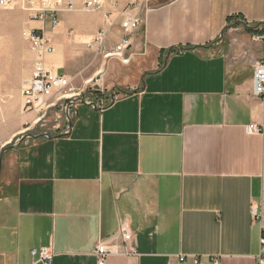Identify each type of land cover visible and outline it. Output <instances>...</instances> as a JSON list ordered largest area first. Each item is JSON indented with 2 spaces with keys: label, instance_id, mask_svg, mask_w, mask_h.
Instances as JSON below:
<instances>
[{
  "label": "crops",
  "instance_id": "obj_1",
  "mask_svg": "<svg viewBox=\"0 0 264 264\" xmlns=\"http://www.w3.org/2000/svg\"><path fill=\"white\" fill-rule=\"evenodd\" d=\"M128 3L79 32L84 44L111 20L105 53L129 41L121 58L96 55L75 88L110 102L77 103L66 133L3 154L0 264H43L31 256L42 247L53 264H98L99 243L123 249L125 226L134 254L105 264H256L264 98L253 77L264 60V0H154L127 33L121 19L137 14ZM62 61L54 53L47 64L67 76ZM37 119L25 114L27 130ZM251 125L261 132L249 134Z\"/></svg>",
  "mask_w": 264,
  "mask_h": 264
},
{
  "label": "rangeland",
  "instance_id": "obj_2",
  "mask_svg": "<svg viewBox=\"0 0 264 264\" xmlns=\"http://www.w3.org/2000/svg\"><path fill=\"white\" fill-rule=\"evenodd\" d=\"M23 1L16 0V4L9 8L0 7V160L9 148L19 141L23 143L32 139L53 138L66 133L69 128L65 110L66 100L56 103V107L49 109L41 118L42 121L38 122L34 128L27 130L24 125L26 112L24 110L23 90L26 82L31 78L36 63V54L24 36V32L41 33L50 40L54 50L51 55L56 53L62 57L61 65L68 72L67 76L62 75L67 77L74 87H77V82L83 83L90 80L86 75L89 64L96 55L104 57L107 44L105 43L101 48H98L97 45L91 48V40L89 39L81 44L80 35L82 33L79 32L90 31L97 26V22L94 20L96 14L107 11L109 19L115 13L118 16V13L121 12L120 6L123 5V0L118 3H113L114 0H103L105 3L103 9L97 12H87L83 6L88 0H64L74 2L77 10L72 13H61L59 15L60 22H65V18H67L66 25L68 26L63 28L60 23L59 27L53 30L49 20L44 24L41 21L31 19L23 7ZM34 1L40 4L44 0ZM149 5L151 6V3ZM127 8L130 12L137 11L130 6ZM127 8L123 13L126 12ZM108 21V26H105L107 28H100L99 31L109 30L113 26L112 21ZM122 21L121 19L120 24ZM33 23H39L41 26L31 27ZM53 36H58L57 43H55ZM57 65L59 64L57 63ZM79 65H82V75L78 71ZM90 93L84 91L80 98L88 102L97 101L101 105H107L110 102V98L107 96L98 100L96 95L92 96ZM35 114L37 115V113Z\"/></svg>",
  "mask_w": 264,
  "mask_h": 264
},
{
  "label": "built area",
  "instance_id": "obj_3",
  "mask_svg": "<svg viewBox=\"0 0 264 264\" xmlns=\"http://www.w3.org/2000/svg\"><path fill=\"white\" fill-rule=\"evenodd\" d=\"M121 0H114L113 3H118ZM154 0H130L128 6L137 10V14L133 17H127L122 21V29L129 33L139 30L144 20L141 16V11L148 10L149 4ZM16 4V0H0V7L9 8ZM145 7L143 8V6ZM105 3L103 0H88L84 3V10L87 12H97L103 9ZM23 7L28 12L31 19L46 23L50 21V26L53 30L59 27L60 19L59 15L64 12H75L77 6L72 1L64 0H44L42 3L37 4L34 0H24ZM143 8V9H142ZM111 26V25H110ZM24 36L30 42L33 52L36 54V63L32 72L31 78L26 82V86L23 90L24 98V110L26 113H37L39 121V113L43 108H54L56 103L64 100H74L82 97V95H75V88L71 81L55 71H53L47 65V57L53 53V47L50 40L44 34H37L32 32H24ZM109 36V30L103 29L99 31L91 40L90 47L95 45L98 48L104 46ZM258 40L264 42V34L257 37ZM130 46H127V38H124L120 44H118L112 52V58H121L123 53L128 50ZM102 52H104L102 50ZM105 55V52H104ZM124 62H127L125 60ZM254 95L259 98H264V60H260L255 64L254 68ZM88 102V101H87ZM91 101H89L90 103ZM97 107H104L96 101ZM72 109V108H71ZM67 111V106H65ZM71 116V111H70ZM249 134L260 133L261 130L256 125H251L247 128ZM252 215L257 218L258 214L254 210ZM123 249L117 250L110 248L104 243H99L95 256L98 264H105L108 256L113 254L131 255L134 254V249L130 246L132 240V234L130 230L125 226L121 231ZM31 256L35 262H41L43 264H53L54 254L46 247L39 249H33ZM256 264H264V226H262V235L260 240V252L255 258Z\"/></svg>",
  "mask_w": 264,
  "mask_h": 264
},
{
  "label": "water",
  "instance_id": "obj_4",
  "mask_svg": "<svg viewBox=\"0 0 264 264\" xmlns=\"http://www.w3.org/2000/svg\"><path fill=\"white\" fill-rule=\"evenodd\" d=\"M169 57V55H168ZM112 102H113V99H112ZM77 103H87L91 106H96V101H91L90 103L85 101L83 98H77V99H74V100H66L65 101V105L67 106V111H66V114H67V117H68V121H69V125L71 126L72 122H71V119H70V111H71V108L77 104ZM48 139H52V138H48ZM20 143H22L21 141H19L17 144L13 145L11 148L13 147H16L18 145H20ZM5 152V151H4ZM1 170H2V159L0 160V173H1Z\"/></svg>",
  "mask_w": 264,
  "mask_h": 264
},
{
  "label": "bare ground",
  "instance_id": "obj_5",
  "mask_svg": "<svg viewBox=\"0 0 264 264\" xmlns=\"http://www.w3.org/2000/svg\"><path fill=\"white\" fill-rule=\"evenodd\" d=\"M127 46H130L128 40H127ZM105 56L111 58V57H112V52H111V53H105ZM47 65H48V64H47ZM75 95H82V94H78V92H77L76 89H75ZM48 109H50V108H45V109L43 108L42 111H44V110H48Z\"/></svg>",
  "mask_w": 264,
  "mask_h": 264
}]
</instances>
